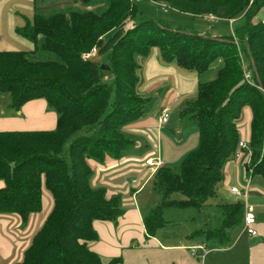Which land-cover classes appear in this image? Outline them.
<instances>
[{
    "label": "trees",
    "instance_id": "trees-1",
    "mask_svg": "<svg viewBox=\"0 0 264 264\" xmlns=\"http://www.w3.org/2000/svg\"><path fill=\"white\" fill-rule=\"evenodd\" d=\"M99 1L100 11L34 9L15 28L32 48L0 50V93L9 94L10 107L42 98L56 113L52 130L0 131V214H15L25 225L41 212L44 193L51 199L14 264L121 263L120 257L104 262L90 248L98 240L93 221L115 223L123 212L120 194L107 196L105 188L92 185V164L106 156L119 158L133 145L125 126L142 116L146 103L136 91L135 55L147 56L152 48L198 78L218 65L213 78L198 79L196 96L178 111L196 123L198 145L179 164L153 173L160 200L143 213L146 234L174 222L165 216L170 209L185 212L187 222L194 223L212 208L219 212L217 224L193 227L188 237L220 246L230 242L231 231L243 223V203L207 201L216 196L225 164L240 150L244 106L251 119L248 145L241 149L249 152L243 168L264 179V0H140L218 21L243 18L229 35L212 36L146 18L136 0ZM92 49L95 54L85 58ZM41 52L53 58H29Z\"/></svg>",
    "mask_w": 264,
    "mask_h": 264
},
{
    "label": "crops",
    "instance_id": "crops-1",
    "mask_svg": "<svg viewBox=\"0 0 264 264\" xmlns=\"http://www.w3.org/2000/svg\"><path fill=\"white\" fill-rule=\"evenodd\" d=\"M32 3V0H0V50H30L32 48L31 43L15 30L16 27L22 26L26 19L32 17L28 15L33 12ZM202 18L218 22L210 16ZM240 19L239 17L224 22L232 29ZM149 57L150 55L145 57V61L154 59L158 62L156 67L165 70V73L159 70L160 75H156L157 77L148 70L149 78L145 84L142 86L138 84L141 92L156 96L157 105L154 111L143 110L139 119L125 126V130L134 139L130 150L128 149L119 158L106 156L102 163L92 164V185L105 188L107 196L120 194L123 212L115 223L93 221L98 240L91 243L90 248L98 253L104 262L113 257H120V264H264V179L260 175L249 176L245 172L243 164L249 161L247 151H242L243 157L239 156L236 163L233 162L236 158H233L225 164L223 179L217 185L215 199L216 202L237 200L243 204L252 205L254 213L252 227L257 233L255 236L249 235L243 229V223L238 229L231 231L230 242L225 246L215 243L210 245V242L190 239L188 235L191 230L184 233L185 238H182L174 228L169 227L170 224L159 229L153 236L146 234L142 216L151 208L155 200L151 198L152 192L148 188V183L151 182L153 173L159 168H154L148 162L150 160L155 162L159 158L163 165L175 166L198 145L197 127L189 124L188 126L175 124L172 125L176 127L173 133L168 126L162 127L163 123L160 124L157 120L162 108L167 107L172 114L173 104L182 100L184 103L189 98L193 99L199 81L198 76L185 72L186 69L175 64L165 62L156 52L153 53V58ZM161 75L165 77H160ZM167 76L171 80L166 78ZM183 77L188 79V83H184ZM179 82L182 84L180 85ZM250 119V110H246L240 121L245 122L246 128L249 129ZM169 120L171 121L168 119L165 123L167 124ZM55 122L56 113L48 109L44 99H31L18 109H12L9 98L4 93H0V131L52 130ZM185 127H190L192 134L185 133ZM161 131L170 137L169 142H163L164 152L162 146L160 148L157 146L156 149L154 147V150L148 149L147 139L143 136H149L148 133L153 136L160 135ZM2 186L3 181L0 180V188ZM231 187H236L240 193L230 192ZM143 193L147 197L140 199ZM50 207V196L44 193L41 212L30 215L25 225H22L20 218L15 214H0V264H14L22 258L23 250L41 225ZM195 243H203L206 246L207 252L204 256L190 254L188 246Z\"/></svg>",
    "mask_w": 264,
    "mask_h": 264
},
{
    "label": "rangeland",
    "instance_id": "rangeland-1",
    "mask_svg": "<svg viewBox=\"0 0 264 264\" xmlns=\"http://www.w3.org/2000/svg\"><path fill=\"white\" fill-rule=\"evenodd\" d=\"M32 1H33V3H32L33 4V12H31V14L30 13L28 14V15H30L29 17H31L33 15L34 9H36L42 13H51V12H55V11L67 12L68 9L100 11L101 5H102L101 1H99V0H95V1L88 3V4L83 3L80 0H32ZM136 3L138 5L140 11L142 12V14L146 18L161 20L166 24L167 27H169L171 29L179 28V29H185L188 31H195V32L201 33V34L208 33L211 36L212 35H229L231 33L230 26L224 21L212 22L208 19L202 18L201 16L191 15V14H186V13H179V12H176L170 8L165 7V6H158L156 4L151 5V4L142 2L140 0H136ZM164 9H165V11H164ZM242 19L237 21L234 25L242 22L243 21ZM20 49H26V48H20ZM154 52H156V54L159 56L158 50L156 48H152L149 52V55H150L149 58L150 59L153 58L152 56H153ZM149 55H147V56H149ZM147 56L135 55V61L138 64V67L136 69V74L138 77L137 90L136 91L141 97L146 99L144 111L151 112V111H154V109L157 105L156 96L154 94L147 95L144 92H141V89H138V84H139V86L140 85L142 86L145 84L146 80L149 78L147 76L148 70H151V73L154 74L155 76L160 75L159 70L161 71V73H165V70L163 71L162 69L156 67L158 65V62L154 61V59H151L148 62L145 61V57H147ZM29 58L31 60H37V59H49V58H53V56H51L47 53L41 52V53H36V54H30ZM169 64L174 65V63H169ZM217 65H218L217 62L213 63L207 71H205L204 73L199 75V78L203 81H206V80L214 77ZM154 67H155V69H154ZM185 72H190V74H194V75L198 76L196 74V72L192 71V70L191 71L186 70ZM163 76L165 77V75H161L160 77H163ZM166 78H169L171 80V78L168 76ZM105 79H109V78L105 77ZM183 79H184V83H188V79H186L184 77H183ZM179 83H180V85L182 84L181 82H179ZM183 88L185 89V86H183ZM195 93L193 95L194 97L196 96ZM4 94L10 100L9 94L8 93H4ZM183 101L184 100H182L181 102L183 103ZM181 102L173 104L172 114H170L168 112V119H171V121L169 120V122L167 124L163 123V126H162V127L168 126L169 130H172L171 132H173V130H176V127L172 126L175 124H177V125L187 124L185 126H188V124H189L191 126H195V128L197 127L196 123L193 120H189V119L179 117L178 109L182 105ZM48 109L51 110L52 112H55L54 109L52 107H50L49 105H48ZM246 110L249 111V107L244 106L242 108L241 114L243 115L244 112H246ZM175 120H176V122H175ZM246 126H247V124L245 122L241 123V121H240V123H239V139L247 140V137H249V129H248V127L246 128ZM189 128L185 127V133H187L188 135L192 134V131ZM192 128L193 127H191V129ZM148 134H149V136L148 135L143 136L144 138L147 139V144L149 145L148 149L154 150V147L156 149L157 146H159V148H160V146H162V151L164 152L163 142L164 141L169 142L170 137L166 136V133L164 131H161L160 135L156 134L155 136H153L151 133H148ZM150 138H152L151 139L152 141L150 140ZM161 142H162V144H161ZM128 149L130 150L131 147ZM239 152L241 154L240 158H242L243 157L242 151H239ZM233 160H234L233 162L236 163L238 158L233 159ZM177 164H179V162ZM253 176H259V175L254 174ZM148 188L152 192L151 198L155 199L152 206H151V207H153L154 205H156L159 202L160 197H159V194L153 189L151 182L148 183ZM146 197L147 196L145 195V193H143L141 195L140 199L146 198ZM174 197H179V195L175 194ZM207 202L210 203L211 205H213L216 202V199H215V197H211L208 199ZM180 213L181 212H178L177 210L170 209L169 211H167L165 213V216L167 219L174 221V222L169 223L170 224L169 227L174 228L175 231L179 235L182 236V238H185L184 233L189 232L193 227L201 226V224H203V222H207V223H209V225L214 226L219 221L218 220L219 219V212L215 209H212V208L204 211V213L202 215L196 217V221L194 223L193 222H187L185 212H183L182 214H180ZM240 226H237L234 229H238ZM210 245H213V243H210Z\"/></svg>",
    "mask_w": 264,
    "mask_h": 264
},
{
    "label": "built area",
    "instance_id": "built-area-1",
    "mask_svg": "<svg viewBox=\"0 0 264 264\" xmlns=\"http://www.w3.org/2000/svg\"><path fill=\"white\" fill-rule=\"evenodd\" d=\"M165 11V9H164ZM95 54V49H92L89 53L84 54L83 56L85 58H88L90 56H93ZM244 77L246 79H249L250 75L248 72H244ZM168 112L169 109L167 107H164L160 110L158 113L157 120L160 124L167 122L168 120ZM248 145V141L240 139L238 142V149L237 152L234 154V158H239L241 149L246 148ZM148 163L152 164L154 168H158L163 165L162 161L158 158L155 162L149 161ZM230 192L232 193H240V191L236 187H231ZM254 223V213H253V207L250 204H243V229L251 236H255L256 230L253 229L252 225ZM188 251L193 256H204L207 252L206 246L203 243H195L188 246Z\"/></svg>",
    "mask_w": 264,
    "mask_h": 264
},
{
    "label": "water",
    "instance_id": "water-1",
    "mask_svg": "<svg viewBox=\"0 0 264 264\" xmlns=\"http://www.w3.org/2000/svg\"><path fill=\"white\" fill-rule=\"evenodd\" d=\"M101 67H102L103 69H106V68H107V65L102 64Z\"/></svg>",
    "mask_w": 264,
    "mask_h": 264
}]
</instances>
